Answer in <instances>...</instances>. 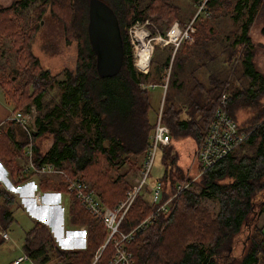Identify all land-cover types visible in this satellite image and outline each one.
I'll list each match as a JSON object with an SVG mask.
<instances>
[{"label":"trees","instance_id":"1","mask_svg":"<svg viewBox=\"0 0 264 264\" xmlns=\"http://www.w3.org/2000/svg\"><path fill=\"white\" fill-rule=\"evenodd\" d=\"M105 1L118 17L123 38V64L116 75L103 77L97 73L96 55L87 32L89 0H18L0 7V38H13L20 66L15 75L0 79V87L7 102L14 105L12 111L35 106L34 162L38 165L50 162L65 169L71 177L80 178L94 190L104 204L113 207L124 198L130 184L127 171L117 170L118 174H113L112 168L130 163L134 156H142L144 161L154 126L149 117L150 88H142V83L162 85L173 59L170 52L164 62L157 61L154 71L144 74L135 66L128 28L149 18L164 35L178 18V7L170 0ZM193 1L198 5L202 0ZM230 1L207 0L205 11L194 18L192 25L197 28L194 42H184L174 55L172 87L182 89L184 81L179 80V76L183 75L191 55L208 43L206 26L197 27V22L204 14L220 11ZM246 5L247 13L234 43L243 46V71L250 80L249 86L234 88L229 81L213 75L208 82H203L191 74L194 84L186 94L187 104L177 103L172 96L164 97L162 115L170 127L171 139L161 147L164 170L157 179L163 184L160 203L169 196L173 199L170 211L137 231L129 243L135 264L264 263V230L259 222L264 215V105L261 106L260 100L264 93V73L255 67L254 43L249 35L260 10L264 9V0H237L235 17L243 13ZM29 7H34L35 18L24 22L23 12ZM47 9L61 21L66 40L77 42L75 67L64 70L63 80L56 79L58 76L44 68L31 51L40 18ZM150 27L155 35L157 30ZM209 33H214L212 27ZM55 80L62 90L60 100L45 110L43 96ZM223 93L228 95L225 105L235 119L239 108L253 110L252 116L243 123L247 126L242 128L239 124L240 130L249 134L238 148L247 150L239 153L234 150L204 170L196 182L198 191L178 189L179 184L190 179L179 159L183 163L187 161L188 166L195 155L198 160V151L216 107L222 104ZM183 112L186 118H182ZM75 116L80 117L79 121H75ZM45 134L51 136L52 144L42 149L39 140ZM27 143L28 136L21 126L14 121L6 122L0 133V161L14 184L35 174L24 172ZM179 146L186 148L187 153ZM58 186L71 196L72 223L88 227L86 246L64 249L55 242L50 227L36 221L26 233L24 253L36 264H90L103 248L107 230L102 221L93 217L74 193L68 191L63 181ZM205 196L217 200L216 213L203 203ZM17 202L16 195L0 184V245L4 241L2 232L10 224ZM156 205L139 195L125 215L123 229L136 225ZM112 254L113 247L108 242L94 264H108Z\"/></svg>","mask_w":264,"mask_h":264},{"label":"rangeland","instance_id":"2","mask_svg":"<svg viewBox=\"0 0 264 264\" xmlns=\"http://www.w3.org/2000/svg\"><path fill=\"white\" fill-rule=\"evenodd\" d=\"M18 0H0V7H7L13 4ZM237 0H231L229 4L225 5L221 8L220 11L213 12L211 15L205 16L203 15L202 20L197 22V27L199 25L206 26V37L208 38V43L200 47L199 51H196L190 57V61L185 66V71L183 75L179 76V80H183L182 89L174 88L171 86V81L174 79L173 71L171 70V66L173 64V59L175 55V45L173 41L166 42L165 39H169V36L166 34H160L158 25L153 23L149 18L145 21L135 22L128 28V35L131 40L133 46L134 53V61L135 66L139 56L140 50V41L141 37L143 41L146 43L148 47H150V51H152V65L151 68L148 67L146 71H143L144 74H147L151 70H155V66H157V61L159 64L164 62L166 56L171 52L170 66L167 68L164 77V83L162 85H158L155 88L149 89V97L151 107L149 110L150 121L154 122L157 112L161 105L163 106L164 97L172 96L177 103H185L186 102V94L190 90V88L194 84V80L191 77V74L195 77H198L203 82H208V79L211 75L216 76L219 79H225L230 82L234 86V88H246L250 84L249 78L245 75L243 64H242V44L234 43L235 38L238 33L241 31V23L245 18L247 13L248 5L244 6L243 13L235 17V14H238L235 9V3ZM170 2L178 7L177 16L178 18L173 21L172 24L178 22L181 28H184L189 23H191L194 19L195 14L198 12V5L194 3L193 0H170ZM34 17V7H29L27 10L23 12V21L30 22V19ZM39 21V30L35 35L33 42L31 43V51L32 53L40 59L41 64L44 68H48L52 75H57L56 79L63 80L66 75L65 69H74L77 58V42L76 40L67 41L66 37H64L63 33V25L61 21L55 16H52L47 9L42 13V16ZM203 22V23H202ZM193 23V22H192ZM32 23H28L30 25ZM171 24V25H172ZM157 30L155 35L151 33V27ZM27 27V26H26ZM192 34L195 36L196 26L192 25ZM212 27L214 29V33H209V28ZM264 9L260 10L258 16L256 17L253 25L250 28L249 35L251 37V41L254 43V53H255V65L257 70L264 73ZM169 30V29H168ZM198 34V33H197ZM202 35V34H201ZM140 40V41H139ZM182 42L178 48H182ZM15 47L13 44L12 37H1L0 38V79L7 78V76L13 74L15 75L20 66L17 61V53L15 52ZM201 51V52H200ZM181 52V51H180ZM149 53V52H148ZM147 53V54H148ZM146 56V54H145ZM137 67V66H136ZM138 68V67H137ZM150 68V69H149ZM150 70V71H148ZM167 77V82H166ZM149 84V83H148ZM170 86L168 87V85ZM146 83H142V88ZM166 85V87H164ZM168 87V89H167ZM233 89V88H231ZM61 88L56 80L53 81L43 96V104L45 110L52 108L55 104H57L60 100L61 96ZM167 92V93H166ZM166 95V96H165ZM262 104L264 105V93L260 98ZM13 103V102H12ZM187 104V103H185ZM14 107V105H12ZM12 106L7 102L4 97V92L0 87V113L5 114L6 116L12 112ZM17 110H21L23 112L31 113L32 122L34 123L35 118L37 116V112L35 106L32 105L30 108H18ZM9 112V113H8ZM43 112V111H42ZM8 113V114H7ZM253 110L248 107H241L237 110L236 119L242 128L246 127V124H243L248 117L252 116ZM182 118H186L187 114L185 112L182 113ZM80 117L75 116V121H79ZM173 134V132H172ZM174 138V137H173ZM173 140V139H172ZM52 142V138L50 135H43L39 144L42 149H45L48 144ZM172 142V141H171ZM183 153H187V149L183 148V146H179ZM177 148V147H176ZM175 148V150H176ZM186 149V150H185ZM246 148H237L235 152L239 153L241 151H246ZM185 155V154H182ZM194 158L190 161L189 166L186 163H183L182 160L179 159V164H181V168L185 170V173L190 177L189 180L181 183L187 185L186 188L194 189L198 191V187L196 182L201 178L199 172H197V167L199 166L198 160ZM180 158V154H179ZM188 160V159H187ZM141 163H143L142 156L132 157L130 163H126L124 166L113 167L112 173L127 171V181L130 184V188L127 192L133 188V186L137 185L141 179ZM2 167H0V178L2 179V183L4 187L7 189L14 188V184L11 181L8 171L3 166L0 161ZM186 166L188 171L186 172ZM164 166L162 162V153L161 149L157 152V155L154 160L153 167L151 169V173L147 178L146 186L140 190L131 205L135 203L139 195L143 197L146 201L150 202V197L148 193L149 186L152 185L158 177H160L163 173ZM47 175V174H45ZM55 175V174H48ZM58 176V175H57ZM36 177V176H34ZM60 177V176H59ZM61 181L65 183L62 177H60ZM27 186H30L27 184ZM28 188V187H27ZM124 196L126 199L127 196ZM167 199H170L169 206L171 205V200L173 196H169ZM18 202L13 207L12 220L10 224L7 226L6 230L9 233L10 240H4L0 245V264H10L11 260L18 258L19 256H24V239L26 237V233L28 231L29 226L31 225V218L33 216L40 217L38 213H36L29 206H26L23 201L18 199ZM166 200V199H165ZM164 200V201H165ZM203 203L207 205L212 212L216 213L218 211V202L215 198L204 197ZM128 210V211H129ZM151 213V212H150ZM149 213V214H150ZM147 214V215H149ZM68 208L65 210V223L69 226L71 223L68 220ZM146 215V216H147ZM264 220V215H262L259 219L261 223ZM81 241H79L75 245H80ZM241 249V245L239 246L237 252ZM22 264H36L32 260H26ZM135 264V260H134ZM264 264V263H263Z\"/></svg>","mask_w":264,"mask_h":264},{"label":"built area","instance_id":"3","mask_svg":"<svg viewBox=\"0 0 264 264\" xmlns=\"http://www.w3.org/2000/svg\"><path fill=\"white\" fill-rule=\"evenodd\" d=\"M206 2L207 0L200 1L198 4V12L195 14L194 18L199 13L203 12V10L205 11ZM192 22L184 28H181L178 22H175L167 32L169 39H165V41H173L176 47L175 50L182 42H194L195 38L192 34L191 27ZM147 69L148 68L141 71H146ZM156 86L158 85L155 83L144 85V87L147 88H155ZM164 87H166V85ZM227 98L228 95L223 93L221 96L222 104L216 107L213 118L206 131L203 143L198 151L197 158L200 165L199 175L208 167L216 163L219 159L236 150L249 134L248 131L240 130L238 121L227 110L225 105ZM162 114L163 106L161 105L157 112L153 129L149 134V146L146 150L143 161L140 181L127 192L126 199L121 200L113 207L104 204L94 190L89 189L88 186L80 180V178L71 177L65 169L55 166L50 162L40 165L34 162L33 134L35 131V121L34 123L32 122L31 113L23 112L21 110L12 111L6 116V118L0 120V133L8 121H14L20 125L28 136V143L24 150L27 160L24 172L40 175L55 174L62 177L67 185L68 191L74 193L75 197L81 202L83 207L93 217L102 221L104 227L106 228L108 234L103 248L108 242H111L113 247V254L109 259L108 264H134V255L129 247V243L134 239L137 231L149 225L159 215L167 214L170 211V199H166L160 203L163 184L160 180L156 179V181L149 186L148 193L150 202L157 205L149 215L133 227L126 230L122 227L125 215L127 214L134 197L140 193V190L147 184V178L151 173L157 152L162 146H165L170 142L171 130L170 127L163 121ZM186 187L187 185L185 184L178 185V189ZM34 198L37 202H42L41 194L39 192L34 194ZM2 236L4 239L9 237L6 231L2 232ZM103 248L97 252L91 264H94V262L98 259ZM28 259V256L25 254L24 256H19L14 259L10 264H20L22 261Z\"/></svg>","mask_w":264,"mask_h":264},{"label":"crops","instance_id":"4","mask_svg":"<svg viewBox=\"0 0 264 264\" xmlns=\"http://www.w3.org/2000/svg\"><path fill=\"white\" fill-rule=\"evenodd\" d=\"M254 64H255V55H254ZM5 114L0 113V120H3L5 118L4 117ZM51 144L52 142H50L45 149L50 147ZM0 167H2L1 164ZM59 183H61V179L57 175L34 174L20 184L13 183L14 188H11L10 191L14 193L18 199L23 201V203L26 206H29L40 216V217L33 216L31 218L30 220L31 225L29 226V228H31L36 221L43 222L50 227L54 240L60 247L64 249L84 248L86 246L88 227L85 224L72 223L70 216V204L72 199L70 194H68L66 191L62 190L60 186H58ZM0 184L4 186L1 178H0ZM27 184H29L30 186H27ZM38 192L41 194V199H42L41 203L37 202L34 198V194ZM67 208L69 212L68 220L71 223V225L69 226L65 223L66 221L65 210H67ZM261 223L263 224V230H264V220ZM6 232L8 233L7 230ZM4 240L6 241L10 240V236ZM79 241H81V244L78 246L75 245ZM12 261L13 260H11V262ZM24 261H22L20 264L24 263Z\"/></svg>","mask_w":264,"mask_h":264},{"label":"water","instance_id":"5","mask_svg":"<svg viewBox=\"0 0 264 264\" xmlns=\"http://www.w3.org/2000/svg\"><path fill=\"white\" fill-rule=\"evenodd\" d=\"M87 32L99 76L116 75L123 64V38L118 17L105 0H89ZM151 57L152 53L149 58L138 59V69L148 68Z\"/></svg>","mask_w":264,"mask_h":264},{"label":"bare ground","instance_id":"6","mask_svg":"<svg viewBox=\"0 0 264 264\" xmlns=\"http://www.w3.org/2000/svg\"><path fill=\"white\" fill-rule=\"evenodd\" d=\"M140 41V40H139ZM140 50H139V56H140V59H146V58H149L152 51H150V47H148L146 45V43L143 41L142 37H141V41H140ZM149 52V53H148ZM148 53V54H147ZM146 54V56H145Z\"/></svg>","mask_w":264,"mask_h":264}]
</instances>
